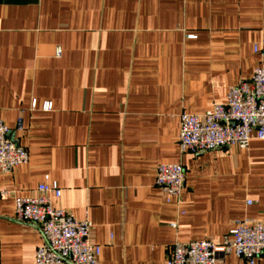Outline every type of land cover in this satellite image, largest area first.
<instances>
[{"label":"crops","instance_id":"obj_1","mask_svg":"<svg viewBox=\"0 0 264 264\" xmlns=\"http://www.w3.org/2000/svg\"><path fill=\"white\" fill-rule=\"evenodd\" d=\"M262 62L264 0H0V120L29 152L0 168V264H35L43 236L14 201L42 183L62 190L55 207L89 217L98 264H167L176 241L264 223L263 140L179 145L180 114L223 103ZM170 163L185 168L179 199L155 182Z\"/></svg>","mask_w":264,"mask_h":264},{"label":"built area","instance_id":"obj_2","mask_svg":"<svg viewBox=\"0 0 264 264\" xmlns=\"http://www.w3.org/2000/svg\"><path fill=\"white\" fill-rule=\"evenodd\" d=\"M255 51L259 52L258 47ZM60 52L58 48V55ZM43 108L52 109V103L47 101ZM179 119L182 153L245 148L253 138L264 141V63L254 68L249 79L231 86L223 103L202 115L182 112ZM10 133L11 128L0 120V168L4 172L29 161L28 150L16 144ZM155 182L168 199L181 198L184 166L158 165ZM61 193L60 188L42 183L36 195L15 197V220L36 225L43 236L35 264H98L101 247L90 240L91 220L88 216L77 219L67 210L55 207L54 197L59 198ZM232 253L249 264L264 255V223L243 219L236 222L230 234L217 240L176 241L167 264H218Z\"/></svg>","mask_w":264,"mask_h":264},{"label":"water","instance_id":"obj_3","mask_svg":"<svg viewBox=\"0 0 264 264\" xmlns=\"http://www.w3.org/2000/svg\"><path fill=\"white\" fill-rule=\"evenodd\" d=\"M10 137L14 140L16 144L19 145L18 141L15 139L13 132L10 133Z\"/></svg>","mask_w":264,"mask_h":264}]
</instances>
